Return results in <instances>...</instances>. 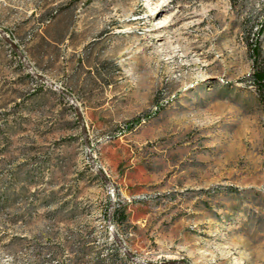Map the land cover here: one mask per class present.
I'll return each mask as SVG.
<instances>
[{"label": "rangeland", "instance_id": "rangeland-1", "mask_svg": "<svg viewBox=\"0 0 264 264\" xmlns=\"http://www.w3.org/2000/svg\"><path fill=\"white\" fill-rule=\"evenodd\" d=\"M259 27L264 54V0H0V264H264Z\"/></svg>", "mask_w": 264, "mask_h": 264}, {"label": "trees", "instance_id": "trees-1", "mask_svg": "<svg viewBox=\"0 0 264 264\" xmlns=\"http://www.w3.org/2000/svg\"><path fill=\"white\" fill-rule=\"evenodd\" d=\"M262 30L263 27H259L255 31L254 38L248 42V54L251 59L250 81L260 98L264 96V54L261 52L258 40ZM132 122L130 121L128 124Z\"/></svg>", "mask_w": 264, "mask_h": 264}, {"label": "water", "instance_id": "water-1", "mask_svg": "<svg viewBox=\"0 0 264 264\" xmlns=\"http://www.w3.org/2000/svg\"><path fill=\"white\" fill-rule=\"evenodd\" d=\"M0 33H1V35L6 39V35L2 32V30L0 29ZM21 55V54H20ZM23 59V58H22ZM31 73H33V74H35L34 72H32V71H30ZM42 80L46 83V84H48L50 87H52V88H55V89H57V90H60L59 89V87L57 86V85H55L54 83H52V82H50L49 80H47V79H45V78H42ZM93 167H94V169H96L99 173H101L100 172V170L95 166V165H93ZM106 182V184H107V187H108V189H109V191H110V193H111V188H110V185H109V183L107 182V181H105ZM111 208V202L109 203V206H108V209H107V212H106V214H107V223H108V227H109V213H110V209ZM117 241V243L120 245V247H121V250L123 251V253H125L126 255H128V257L129 258H131L132 260H135V261H137V262H139L140 264H179L177 261H174V260H165V261H160V262H152V261H147V260H143V259H139V258H137L136 256H133V255H131V254H129L128 253V250L118 241V240H116Z\"/></svg>", "mask_w": 264, "mask_h": 264}]
</instances>
